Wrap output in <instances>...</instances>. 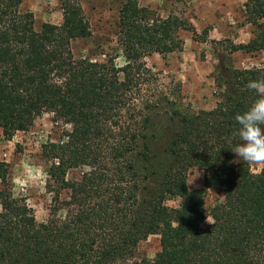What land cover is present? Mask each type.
Segmentation results:
<instances>
[{"label":"trees","instance_id":"1","mask_svg":"<svg viewBox=\"0 0 264 264\" xmlns=\"http://www.w3.org/2000/svg\"><path fill=\"white\" fill-rule=\"evenodd\" d=\"M23 0H0V128L6 139L28 130L43 113L70 125L64 140L48 141L49 214L38 222L25 199L7 187L0 162V264H112L159 235L160 250L136 264H264V170L254 172L231 151L234 117L253 100L247 83L264 77V64L237 68L232 53H264V0H245L246 43L216 41L229 57L216 64L217 101L184 113L145 58L183 49L180 31L207 40L185 17H151L138 0L119 10L117 44L125 63L76 58L71 42L91 35L81 0H58L63 20L34 28ZM217 50V49H216ZM161 113L178 128L153 152L152 129ZM86 167L69 182L71 169ZM196 167L206 174L189 189ZM148 189L150 192L148 194ZM221 198L206 210V190ZM67 192L63 198L62 193ZM180 199L177 207L167 201ZM211 223L202 228L204 220Z\"/></svg>","mask_w":264,"mask_h":264},{"label":"rangeland","instance_id":"2","mask_svg":"<svg viewBox=\"0 0 264 264\" xmlns=\"http://www.w3.org/2000/svg\"><path fill=\"white\" fill-rule=\"evenodd\" d=\"M125 0H81L85 15L91 26V35L74 39L71 42L76 58H88L105 62L108 57H115V63L122 66L124 57L118 48L117 32L119 10ZM149 10L150 16L168 17L180 15L187 18L198 33L208 29L207 40L193 38L190 31H180L183 49L167 55L153 53L145 58L147 66L159 77L166 91L174 89V97L179 98V108L184 113H193L199 109L210 110L217 101L214 75L219 59L229 57L223 44L216 41L246 43L253 37L254 27L245 22V0H138ZM21 9L34 15V28L40 30L43 23L60 24L63 20L62 9L58 0H23ZM217 49V50H216ZM230 64L237 68H251L264 64L262 51H238L230 55ZM158 115L156 126L152 129L153 152L162 154L164 146L178 128L175 121L166 123L163 113ZM70 125L55 118L51 113L37 117L26 131L16 132L11 139L3 136L0 128V162L8 165L7 187L14 197L23 198L32 207L38 222H44L49 214L51 202L48 169L50 162L42 154V147L48 141L60 142L65 139ZM252 168V167H251ZM86 167L71 169L67 174L69 182L80 178ZM259 172V169H253ZM205 172L193 167L187 175L188 188H200L204 184ZM3 183L0 180V189ZM148 194L150 189H148ZM67 197V192L62 193ZM221 195L213 190H206V210L213 206ZM169 206L177 207L180 199L167 201ZM207 220V221H206ZM211 223L207 217L202 223L206 228ZM160 250L159 235H150L141 241L134 255L127 259H117L112 264H136L142 258H152Z\"/></svg>","mask_w":264,"mask_h":264},{"label":"clouds","instance_id":"3","mask_svg":"<svg viewBox=\"0 0 264 264\" xmlns=\"http://www.w3.org/2000/svg\"><path fill=\"white\" fill-rule=\"evenodd\" d=\"M246 87L254 98L234 117L238 142L231 151L253 169L264 170V77L250 80Z\"/></svg>","mask_w":264,"mask_h":264},{"label":"crops","instance_id":"4","mask_svg":"<svg viewBox=\"0 0 264 264\" xmlns=\"http://www.w3.org/2000/svg\"><path fill=\"white\" fill-rule=\"evenodd\" d=\"M208 108H211V109H212V108H213V106H212V107H208ZM206 110H207V109H206Z\"/></svg>","mask_w":264,"mask_h":264}]
</instances>
